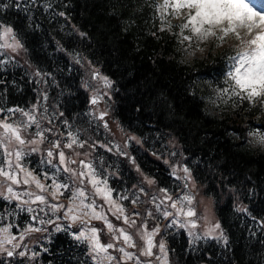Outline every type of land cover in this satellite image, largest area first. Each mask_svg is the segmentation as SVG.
I'll return each mask as SVG.
<instances>
[{
	"label": "trees",
	"instance_id": "obj_1",
	"mask_svg": "<svg viewBox=\"0 0 264 264\" xmlns=\"http://www.w3.org/2000/svg\"><path fill=\"white\" fill-rule=\"evenodd\" d=\"M0 3L9 5L0 9V23L13 28L25 59L0 66V108L39 97L28 64L41 73L48 101L55 98L57 109L79 125L88 99L79 53L110 78V113L138 136L139 143L127 145L137 166L156 185L175 186L160 158L173 139L190 175L211 198L227 241L191 243L182 229H168L163 236L169 264H264V147L245 133L260 108L241 98L219 107L208 100L223 77L227 44L187 56L175 22L161 21L155 0H21L27 12L15 0ZM101 159L119 173L110 178L113 186L138 179L124 156L105 151ZM4 207L0 200V211ZM20 214L14 221L22 225ZM44 245L9 260L0 255V264H96L85 243L66 230H53Z\"/></svg>",
	"mask_w": 264,
	"mask_h": 264
},
{
	"label": "rangeland",
	"instance_id": "obj_2",
	"mask_svg": "<svg viewBox=\"0 0 264 264\" xmlns=\"http://www.w3.org/2000/svg\"><path fill=\"white\" fill-rule=\"evenodd\" d=\"M247 2V0H246ZM255 5V10L258 15L253 17L256 21L255 25L249 32L247 27H237V35L229 32L224 36L223 41L217 39V37L223 35L220 31L221 27H228L227 22H223L222 25L213 29L216 32V36H209L207 39H198L193 36L191 41H183V37L180 34L178 25H182L186 22V18L189 12L194 13V9L182 8L174 11L172 8L167 9L166 21L175 22L177 32L179 34L180 43L183 46L184 53L187 56H191L194 53H200L205 47H220L227 44L231 50L230 56L227 60V65L221 78V82L213 85L211 92L209 93L208 100L213 107H219L220 104H233L234 99L238 100L239 97H231L230 92L228 95H221L220 90L229 88L234 85L228 76L230 66L232 65L231 57L235 56L238 51L248 50L251 46L247 43L252 40L259 32H264V24H260V16L264 15V12L260 10L264 8V0H251ZM163 4V0H155V6L157 10V4ZM164 9H160L163 12ZM160 12L157 14L160 17ZM161 19V17H160ZM204 27H208L205 25ZM2 31V29H0ZM183 35H193L190 29H186ZM8 43H13L11 37L7 38ZM0 43H4V40H0ZM6 55L0 56V60H4L5 63L0 65L6 66L12 60H18L24 62L22 56V49L19 48L15 52L11 49L3 50ZM76 59L81 70L82 80L81 87L85 90L87 96L86 105L83 109L82 116L77 119L79 125L75 120L64 116L56 107L57 101L47 99V89L45 82L42 79V75L38 70L29 67L27 69L30 75L35 77L38 83L39 97L34 102L26 106H5L3 112H0V120H6L8 123H12L13 126L21 125L20 132L21 137L25 139L26 143L20 145L14 139L8 144V150L12 151L13 155L7 157L6 153L0 148V161L11 159L13 167L8 171L17 175V178L21 181L20 184H13L11 181H6L5 177L0 176V193L4 196H11V193L7 192V187L11 184L14 192L20 194V199H4L0 196V200H3L4 210L0 211V229L5 227L9 228L8 232L0 231V255L6 260H9L8 252L11 251L13 255L35 254L40 247H44V243L49 238L50 233L56 230L57 225H60V229L66 230L69 235L75 238L80 230H84L86 233L92 227L98 229V236L101 244L112 243L116 245L115 248L108 249L107 252L95 253L90 251V245L88 242L83 241L86 246L87 253L91 260L96 264H169L167 255V247L163 232L166 230L175 231L182 229L186 234L189 241H193V237L189 236V232L194 235L200 236L199 240L214 238L218 242L224 241V233L220 226L219 229H215L214 225L218 222V219L214 213L211 198L202 193L200 185L192 178L187 177V174L183 171L187 164L182 160V155L178 151L173 139L167 141L170 146V152L161 155L160 158L167 164L168 172L172 181L176 184L172 188L169 186L156 185L153 178L145 174L139 166H137L133 156L128 152L127 145L129 142L139 143V138L134 133H131L124 129L119 122L110 113V86H106L103 79L100 77H107L102 73L98 66L91 63L87 58L75 53ZM19 56L21 59L17 58ZM12 59V60H11ZM98 73L99 76L95 74ZM110 81V78L107 77ZM242 95H245L242 93ZM90 96H97L96 99H90ZM93 100L96 102L93 103ZM247 100V99H246ZM248 101V100H247ZM249 102V101H248ZM254 102L258 104L260 111L256 112L254 122L248 124L245 129L247 138L253 143L264 147V144L259 143L258 137L250 135V133L264 134V102L261 98H255ZM35 105V109H33ZM9 108H21L25 111L31 112L36 117V123L31 124L30 127L24 128V124H29L27 117L22 116L19 112L10 113L7 110ZM101 111L106 113L101 119V115H97V112ZM262 113V114H261ZM23 122V124L21 123ZM87 125H86V124ZM38 125V126H37ZM93 129L94 133L100 135V139L94 138V135L90 134V130ZM49 129L51 131H49ZM43 133L42 136H38L37 133ZM0 138H3V128H0ZM28 140H34L35 143H27ZM75 140V143L72 141ZM59 142L60 147L54 148L53 145ZM72 143V147L68 148L65 145ZM35 149V151H33ZM19 150L22 153V157L19 161L16 160L15 151ZM51 150L53 155L48 156V151ZM104 150V151H103ZM63 151L65 153V163L61 165L59 163L58 153ZM105 151H109L112 154H119L120 157L124 156L137 171V178L135 181L130 182L127 185L113 186L110 184L111 177H119L115 166H110V162L101 159V156ZM51 161V163H49ZM75 161V163H72ZM83 161V163H81ZM20 164L24 171L16 168V164ZM91 164L92 169L95 170L97 178L101 181L107 180V187L112 190L111 203L105 196L97 194L95 187L89 180L90 175H86L81 178L78 175L73 176L71 172L63 171L64 168L74 170L77 174L80 172L89 173L90 169L85 165ZM26 172H31L36 179L47 187V190L42 191L36 187L35 182L32 181V177L26 176ZM45 173L49 177L55 175L56 183H69L70 188H60L57 190L53 185L52 179L46 178ZM190 173V172H189ZM71 177L69 180L68 178ZM28 179L29 184H24L23 180ZM83 179V183H81ZM96 187L103 188L104 185L98 184ZM78 188H83L86 192V198L72 199V193ZM166 190V191H164ZM32 193L31 196L24 193ZM53 193H56L53 196ZM63 193V194H61ZM36 195H43L46 197L45 203L35 201ZM191 197V203L183 201L178 203L177 207H183L186 211L189 207L193 208L196 212V216L192 218L185 217L183 215L176 216L177 209L171 207L173 200H178L182 196ZM170 196L172 200L166 199ZM84 200V205L95 201V211L101 214V219H95L91 210L81 205V200ZM27 201V204L23 202ZM52 204H62L65 208L53 211L51 209ZM20 205V207H18ZM159 206V207H157ZM240 206V205H238ZM33 208L35 211L28 212L27 208ZM73 208V214L80 217L79 220L73 221L70 218H65V212L67 208ZM43 209V211H40ZM122 209V211H121ZM164 211L171 212L173 215L165 217ZM11 212L12 217L8 215ZM24 215L22 219L23 224L15 222V218L19 214ZM87 213V215L85 214ZM20 214V215H21ZM33 216H38L39 219L33 220ZM22 216H20L21 218ZM60 217V219H57ZM125 217L128 218V222H125ZM177 219L179 223H186L189 219L196 221V227L192 228L189 224L187 227H180L178 224H171L173 219ZM51 220L52 223L46 221ZM41 221H45L42 223ZM113 225V229H108L107 223ZM135 221V223H131ZM101 227V229H100ZM39 228L40 231H34L30 229ZM123 229L128 235L132 237L130 243H126L123 236L118 231ZM159 229V231H155ZM211 233L209 236L208 234ZM223 233V237H221ZM152 234L153 247L151 249L152 255L143 254L148 248L147 236ZM7 237L11 242H7ZM14 237V239H13ZM79 241V240H77ZM164 243L165 252H161L159 244ZM132 244L135 247L131 246ZM119 248H124L125 252H131L134 254L132 259H127L124 253L118 251ZM41 249V248H40ZM166 253V255H165ZM23 254V255H24ZM111 255L116 259L109 260L107 257ZM96 259H93V257ZM138 257L139 259H137Z\"/></svg>",
	"mask_w": 264,
	"mask_h": 264
},
{
	"label": "snow or ice",
	"instance_id": "obj_3",
	"mask_svg": "<svg viewBox=\"0 0 264 264\" xmlns=\"http://www.w3.org/2000/svg\"><path fill=\"white\" fill-rule=\"evenodd\" d=\"M34 2V0H33ZM24 7V10L27 12L28 8L27 6L22 5L21 0H15V7L20 8ZM9 7L8 4H2L0 3V9H5ZM172 8L174 11L182 9V8H188L190 10L194 9L193 12H189L186 22L182 25H178L177 27L180 29V34L182 35L183 41H191L193 39V36H195L198 39H207L209 36H216V32L213 31L214 28L217 26H220L223 24V22H227L228 27H221L220 31L223 33V35L217 37V39L223 41L224 36H226L229 32H232L233 34L237 35L239 38V33L236 31L237 27H247L249 32L251 31L252 27L255 25L256 21L253 20V17L258 15L257 11L255 10V5L252 4L251 0H163V4H157V11L160 12V9H164L163 12H160L161 21L164 23H168L165 19V16L167 15V9ZM261 12H264V8L260 10ZM60 16H65L64 12L59 13ZM260 24H264V15L260 16ZM207 25L208 27H204ZM169 27L171 25L169 24ZM0 40H4V43H0V56L6 55V53L3 51L4 49H11L13 52H15L17 49L22 48L23 45L21 42L16 38V35L14 34V30L12 27H6L2 23H0ZM190 29L191 33L193 35H183L184 30ZM164 28H161L160 31H164ZM11 37L13 43H8L7 38ZM251 47L248 50L245 51H238L237 54L233 57H231L232 65L229 68V71L227 72V76L234 81V85L230 86L231 91L229 88L221 89V95H228L230 92V98L231 97H239L241 99H247L249 102H254L255 98H261L262 102H264V32H259L255 35V37L247 42ZM4 60H0V65L4 64ZM96 76H99L98 73L95 74ZM103 79L106 86H110L111 81L108 80L107 77H100ZM244 93L245 95H242ZM96 101L93 100V103ZM35 105H33V109H35ZM4 109L0 108V112H3ZM10 113L19 112L22 116L27 117L29 124H24V128L26 130L27 127H30L31 124L36 123V117L31 114L29 111H25L21 108H9L7 110ZM106 115V113L101 114V119L103 116ZM23 124V122H21ZM38 126V125H37ZM21 125L13 126L12 123H8L6 120H0V128H3V138H0V148L4 150L7 157H11L13 155L12 151L8 150V144L11 143V141L14 139L16 142H18L20 145H23L26 143L25 139L21 137L20 132ZM49 131H51L49 129ZM38 136H42L43 133L38 132ZM250 135H255L258 137L259 143L264 144V134H261L259 132L257 133H250ZM27 143H35L34 140H28ZM72 143H75V140L72 141ZM72 143H69L65 145V147L71 148ZM54 148H59V142H56L53 145ZM35 151V149H33ZM53 155V152L51 150L48 151V156L51 157ZM15 157L16 160L19 161L22 157V153L19 150L15 151ZM59 157V163L63 165L65 163V153L63 151H60L58 153ZM51 163V161H49ZM72 163H75V161H72ZM83 163V161H81ZM13 167V162L11 159H7L4 161H0V176L5 177L6 181H11L13 184H20L21 181L17 178V175L8 171V169H11ZM16 168L20 169V171H24L23 167L20 164L15 165ZM88 169H90L89 173L80 172L76 173L74 170L64 168L63 171L65 172H71L73 176L78 175L79 177L83 178L86 175H90L91 179L89 180V183L93 185L96 189V193L105 196L111 203H115L114 201H111V192L112 190L107 187V180H99L97 178V175L95 174V170L92 169V165L88 164L85 165ZM183 171L187 174L188 178L190 177L189 169L185 167ZM26 176L32 177V181L35 182L36 187L41 189L42 191L47 190V187L44 184H41L36 177L32 175L31 172H26ZM46 178L52 179L53 185L57 190L60 188L69 189L70 185L69 183H56V177L55 175L49 177L47 173L44 174ZM69 180L71 177L68 178ZM28 179H24V184H29ZM81 183H83V179H81ZM103 184L104 187H96L98 184ZM7 192L11 193L12 195L4 196L3 193H0V196H3L4 199H12L15 198L17 200L20 199V194L14 192L11 184L7 187ZM166 191V190H164ZM26 195L31 196L32 193H24ZM56 193H53V196H55ZM63 194V193H61ZM86 198V192L83 188H78L75 192L72 193V199L75 200L77 198ZM168 200H172L170 196L166 197ZM39 201L40 203L46 202V197L43 195H36L35 201ZM183 201H188V203H191V197L185 195L182 197H179L178 200H173L171 203V207L177 209L176 216L183 215L188 218H192L196 216V212L193 208L189 207L186 211L183 207H177L178 203H182ZM24 204H27V201L23 202ZM81 205L91 210V214L95 219H101V214L99 212L95 211L94 205L95 201L93 200L91 203L84 205V200H81ZM20 207V205H18ZM65 205L62 204H52L51 209L53 211L59 210L60 208H65ZM159 207V206H157ZM28 212L35 211L33 208L29 207L26 209ZM40 211H43L41 209ZM73 208L69 207L67 208L65 212V218H70L73 221L79 220L80 217L73 214ZM122 211V209H121ZM87 215V213H85ZM163 215L165 217L172 216L173 214L168 211H164ZM33 220L39 219L38 216H33ZM57 219H60V217H57ZM125 222H128V218L125 217ZM44 223L45 221H41ZM47 223H52L51 220L46 221ZM107 223L108 229L111 231L113 229V225L111 223ZM131 223H135V221H132ZM179 221L177 219H173L171 221V224L175 225L178 224ZM191 225L192 228L196 227V221L194 219H189L186 223H179V226L184 228L188 225ZM5 227L3 229H0V231L8 232L9 228ZM215 229L220 228V224L216 223L214 225ZM34 231H40L39 228L30 229ZM57 231L60 230V225H57L56 228ZM121 235L123 236V239L126 243H130L132 241V237L128 235L123 229L118 230ZM155 231H159V229H155ZM189 236L193 237V241L199 240L201 237L194 235L192 232L188 233ZM209 236L211 233L208 234ZM221 237H223V233H221ZM75 238L79 241H86L90 245V251L95 253L100 252H107L108 249L115 248L116 245L112 243L108 244H101L99 236H98V229L95 227H92L88 230L86 233L83 229L78 232V234L75 235ZM7 242H11L7 237H5ZM14 239V237H13ZM225 242L227 241L226 237H223ZM147 244L148 248L145 250L143 254L152 255V247H153V241H152V234H148L147 236ZM131 246L135 247L134 244ZM159 249L161 252H165V245L164 243L159 244ZM118 251L124 253V256L127 259H132L134 254L131 252H125L124 248H119ZM9 256L13 255L11 251L7 253ZM24 253L21 252L20 255H23ZM166 255V253H165ZM109 260L116 259L114 256L109 255L107 257ZM139 259L138 257H136ZM93 259H96L94 256ZM166 264V260H165Z\"/></svg>",
	"mask_w": 264,
	"mask_h": 264
},
{
	"label": "water",
	"instance_id": "obj_4",
	"mask_svg": "<svg viewBox=\"0 0 264 264\" xmlns=\"http://www.w3.org/2000/svg\"><path fill=\"white\" fill-rule=\"evenodd\" d=\"M96 98H97V96H90V97H89V100H90V99H96ZM101 114H102L101 111H98V112H97V115H101Z\"/></svg>",
	"mask_w": 264,
	"mask_h": 264
}]
</instances>
